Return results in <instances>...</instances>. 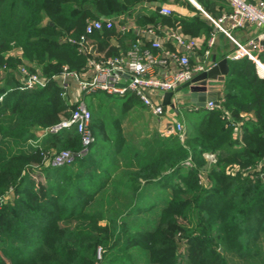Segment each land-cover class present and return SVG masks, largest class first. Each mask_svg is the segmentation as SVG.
<instances>
[{
  "label": "trees",
  "instance_id": "obj_1",
  "mask_svg": "<svg viewBox=\"0 0 264 264\" xmlns=\"http://www.w3.org/2000/svg\"><path fill=\"white\" fill-rule=\"evenodd\" d=\"M167 1L0 0V264H135L132 247L146 254L142 264H264V77L248 57L228 60L214 109H188L183 138L155 131L131 148L113 109L108 105L105 113L103 105L121 99L126 113L142 104L135 96L98 90L83 97L93 113V151L64 166L46 161L53 150L80 151L74 128L29 144L41 128L70 117L58 79L64 67L79 74L89 58L119 57L137 42V28L178 23L191 36H209L215 28L189 0L171 1L193 16L161 15ZM197 1L214 20L216 5L231 12L229 0ZM148 2L156 9L132 19L135 7ZM120 11L125 28L104 27L80 51L87 22ZM21 65L45 85L22 89ZM125 154L130 166L136 164L112 190L131 197L116 216L109 194L96 198ZM142 181H156L170 193L155 228L132 233L124 218L155 207L137 201Z\"/></svg>",
  "mask_w": 264,
  "mask_h": 264
},
{
  "label": "built area",
  "instance_id": "obj_2",
  "mask_svg": "<svg viewBox=\"0 0 264 264\" xmlns=\"http://www.w3.org/2000/svg\"><path fill=\"white\" fill-rule=\"evenodd\" d=\"M230 3L232 10L228 15H224L223 19L230 21L231 29L254 25L262 28L263 32L259 37L249 39L245 44L233 39L236 50L228 58L231 61H236L248 57L255 62L258 74L264 76L260 70L262 63L255 54V52L264 54V0H255V2L230 0ZM159 13L170 16L173 14V10L170 6L163 5L159 9ZM125 17L126 13L120 11L113 17H102L88 21L85 32L77 41L81 47L80 51H84V44L89 36L104 27L112 28L115 23ZM212 21L222 32L231 37L229 31L219 21L213 19ZM142 35L152 37L149 47L136 42L119 57L110 59L89 58L82 75L78 77L79 85L85 94L101 90L111 95L135 96L154 116L160 117L164 115L166 110V106L163 105L165 93L177 91L182 85L191 81L194 75L208 71L214 64H207L203 61L200 64L192 65L190 54L200 45V42L195 38L186 36L178 29H171L166 36L177 46L175 51L165 47L153 26L144 28ZM68 40L72 43L76 42L72 39ZM213 43L214 38L212 37L209 45L212 46ZM171 65H174L175 68L172 69ZM20 75L22 89H33L45 85V79L38 74L31 73L25 66L20 68ZM72 77L77 76H73L72 73L67 72V68H64V72L59 76L63 92L67 90L68 80ZM214 107L213 102H208L205 108L211 110ZM90 121V112L81 102L72 111L68 119L44 131L41 134L42 137L50 133H58L64 129L74 128L81 141L79 152L73 153L69 150H62L48 153L44 155L46 161L52 166H64L72 163L76 157L89 153L95 142ZM183 131L184 126L174 121L168 132L179 133L180 137L183 138Z\"/></svg>",
  "mask_w": 264,
  "mask_h": 264
},
{
  "label": "crops",
  "instance_id": "obj_3",
  "mask_svg": "<svg viewBox=\"0 0 264 264\" xmlns=\"http://www.w3.org/2000/svg\"><path fill=\"white\" fill-rule=\"evenodd\" d=\"M189 2L195 8L200 10L206 16V18L209 19L214 24L215 28L212 30V32L209 36H205L203 34L199 35V36L188 35V34L184 33L180 24H178V23H175V25H165V24L163 25V24L158 23V24H153L151 26H153L156 29L157 34H158L159 38L163 41V44L165 45V47H167L173 51H175L177 49V46L172 41L168 40L166 37L171 29H178L181 32H183L186 36L197 39L200 42V45L190 54V61H191L192 65L200 64L203 61H205L207 64H214L215 65L220 60H222L223 58H227L229 60L228 56L231 55L236 50V44L233 41V39H235L236 41H238L242 44H245L249 39L259 37L263 32L262 28H259V27L254 26V25H247L243 28L231 29L230 21L228 19H223V16L228 15L229 13H227V11H225L226 9L220 7L219 5H216L214 7V10L218 14V16L216 18L217 20H215V21H219L221 23V25H223L229 31V33L232 37L231 38L227 34L222 32L215 25V23L212 21L213 18H211L210 15L207 14V12L202 8V6L198 3L197 0H189ZM250 2H255V0H251ZM163 5L170 6L173 10V15H178V16H182V17L193 16V13L186 6H181V7L177 6L171 0L163 3L161 5V7ZM229 7L231 8V3L229 5ZM155 9H156V5L154 3H150V2L145 3L141 6H137V7H135L134 11L131 12L132 19H135L137 14L145 13L147 11H153ZM231 10H232V8H231ZM161 15H163V14H161ZM165 16H168V15H165ZM124 19H121L120 21L117 22V24H120V26H123V28H125ZM142 30L143 29H140V28L136 29V34L138 36L137 42H140V43H142V45L149 47L150 42L152 40V37L143 36ZM212 37L214 38V43L212 44V46H210L209 41ZM255 54L260 59L261 63L264 64V54L257 53V52H255ZM261 56H263V58H261ZM262 64H261V68L264 69V65H262ZM171 66H172V69L175 68L174 65H171ZM257 73H258V71H257ZM196 75H198V74H196ZM196 75H194V77ZM259 76H261V74ZM78 77L79 76L72 77V78H74V80L78 83L79 82ZM261 77H264V76H261ZM220 83L221 82H218L214 86H210L209 90L210 91H220L221 92L220 97H221L222 91L220 90V86H221ZM130 96H132V95H130ZM172 102L174 103L175 106L172 108L166 107L164 115L158 117V119L160 121H158L159 125H158V129H156V130L159 131L165 137H168L169 135L174 134V133L168 132L171 124L174 121L178 120V121L182 122V107L187 108V109L198 108L194 105V103L191 102L190 91L188 88H181V89L178 88V90L174 92ZM155 117H157V116H155ZM154 126L155 125H153V124H151V125L137 124V126L134 127L135 129L130 130L129 134H133V135H126L124 128L122 129V126H121V131H122L123 137H125L127 139L132 137L134 139L133 142L134 141L138 142L140 139H144V138L148 139L150 136H152L155 132ZM127 142H128V140H127ZM149 186H151V189H149L150 188ZM159 186H162V185L156 181H153L152 183H149V184H145L142 181V190L140 193V197L137 199V201H144V199H146L148 196L153 197L156 194L158 195L160 192H162V191L158 190ZM150 190L153 192H156V191L157 192L159 191V192L156 194L154 193V194L149 195ZM165 190H166V194H167L166 196L169 198V194L167 193V191H169V189H165ZM145 196H146V198H144Z\"/></svg>",
  "mask_w": 264,
  "mask_h": 264
},
{
  "label": "rangeland",
  "instance_id": "obj_4",
  "mask_svg": "<svg viewBox=\"0 0 264 264\" xmlns=\"http://www.w3.org/2000/svg\"><path fill=\"white\" fill-rule=\"evenodd\" d=\"M22 66H24V65H21L18 67V72H17V75H18L20 82H21L20 68ZM64 68H66V67H64ZM27 70L30 71L28 68H27ZM63 72H64V69L59 74V76ZM67 72H69L68 69H67ZM70 73H72V72H70ZM72 74H73V76H80V75H82V72L79 74H75V73H72ZM59 76H58V79H59ZM92 94L93 93L85 94L84 92H82L80 85H79V82L77 83L74 80V78H71L68 80V88H67V90H65V92H63V97L66 100V102L68 103V108H69L68 111H69L70 115H71L72 111L79 105V103H81V102L84 103V105L89 110L90 115H91V121H90V127L91 128H92L93 113H92V110L90 109V107H88L89 102L87 101V99L86 100L83 99V97H85V96L89 97ZM117 96H119V95H117ZM114 101L115 102H113V104L112 103H108V104L105 103L103 105L104 111H105V113L108 112L109 111L108 105L111 106V108L113 109V111H112L113 117H115L117 120L120 121V126H122V129L124 128L126 135H133V134H129L130 130L135 129L134 127H136L137 124H143V125L153 124V125H155L154 130L157 131L156 129H158V125H159L158 121H160V120L158 119V117L153 116L152 113L148 111L149 109L142 102H140L142 104V106L134 105V106L130 107L126 111V113H122L121 112L122 110L119 106L122 103V100L121 99H115ZM99 103H100V101L97 99H95L93 101V104L96 107L99 106ZM187 111H188L187 108L182 107V117L184 116V114ZM66 119H68V117L65 118L64 116H61L60 120L57 123L52 124V125L47 126V127H44V128H41V131L39 132L40 133L39 138L37 140L36 139L30 140L29 144L32 145V147H34V145L39 144L43 138L41 136V134L44 131H46L47 129H49L53 126L58 125L59 123H61L62 121L66 120ZM177 122L182 124L181 121L177 120ZM127 140H128V143L130 144L131 148H134L133 146H134V143H136V141L133 142L134 139L132 137L128 138ZM91 151H93L92 148H91ZM55 152H57V151L53 150L50 153H55ZM204 156H205V159L208 160L209 162L216 161V157L212 153H205ZM127 157H128V154H125V155H122L119 159H117L118 164H120V169L116 172L114 177L109 181L110 183L108 184L107 188L105 190H103L102 192H100V194H98V196L96 198V200H97L98 198H101L102 195L106 196L109 194V196H111L110 202L114 208V211L116 212V216L122 214L123 209L126 207V206L122 207V205H127V200H129L131 198L130 196L124 194L121 190H119V189L117 190L116 188H115L116 191L112 192L113 188L116 185H120L119 183L122 182V180H121L122 177L126 173H129L130 171H132L133 167L136 164V160H135V161H133L132 166H130V161L127 159ZM200 177H205V175L202 173ZM113 184H114V186L111 189L110 186ZM149 187H150L149 189H151V186H149ZM158 190L162 191L158 195L156 193H158L159 191L153 192L150 190L149 195L154 194V193L156 195L153 197L148 196L147 198L145 196L144 198H146V199H144V201H142L143 205L145 204L146 207L149 204L150 205L153 204L155 206L154 208L147 210V211L140 212L139 214H133V215H130V216L124 218L126 225L129 227V229L131 230L132 233H135L139 230L145 231V230H151V229L155 228L157 221H158V215L160 213V208L165 204V202L168 199V197L166 196L167 195L166 190L163 186H159ZM167 193L169 194L170 191H167ZM145 206H143V207H145ZM101 224L104 225L105 221L101 222ZM115 251H116V249L114 251H111L109 258H110V256L115 254ZM130 252H131V255L134 256L133 259H134L135 264H142L146 260V254L142 250L138 249L137 247H132L130 249ZM101 253H102V251H101V249H99V258L101 256ZM120 254H121V252H119L118 256H120Z\"/></svg>",
  "mask_w": 264,
  "mask_h": 264
},
{
  "label": "water",
  "instance_id": "obj_5",
  "mask_svg": "<svg viewBox=\"0 0 264 264\" xmlns=\"http://www.w3.org/2000/svg\"><path fill=\"white\" fill-rule=\"evenodd\" d=\"M229 72V61L223 58L208 71L202 72L192 78L191 81L185 83L181 88H188L190 91L191 102L196 107L204 108L208 102L217 104L220 98V91H210L209 87L214 86L218 82H222ZM179 88V89H181ZM174 92H167L163 98V105L166 107H174L172 98Z\"/></svg>",
  "mask_w": 264,
  "mask_h": 264
},
{
  "label": "bare ground",
  "instance_id": "obj_6",
  "mask_svg": "<svg viewBox=\"0 0 264 264\" xmlns=\"http://www.w3.org/2000/svg\"><path fill=\"white\" fill-rule=\"evenodd\" d=\"M261 72L263 73L264 72V69L261 68Z\"/></svg>",
  "mask_w": 264,
  "mask_h": 264
}]
</instances>
